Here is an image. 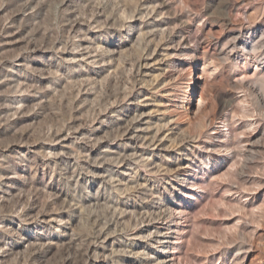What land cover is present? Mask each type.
<instances>
[{
  "label": "rangeland",
  "instance_id": "obj_1",
  "mask_svg": "<svg viewBox=\"0 0 264 264\" xmlns=\"http://www.w3.org/2000/svg\"><path fill=\"white\" fill-rule=\"evenodd\" d=\"M0 264H264V0H0Z\"/></svg>",
  "mask_w": 264,
  "mask_h": 264
}]
</instances>
